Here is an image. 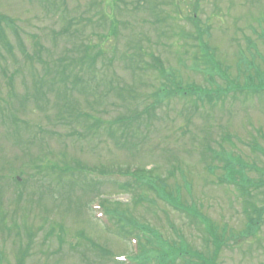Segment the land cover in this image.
<instances>
[{"label": "rangeland", "instance_id": "rangeland-1", "mask_svg": "<svg viewBox=\"0 0 264 264\" xmlns=\"http://www.w3.org/2000/svg\"><path fill=\"white\" fill-rule=\"evenodd\" d=\"M57 1L64 2L59 10L43 0H0V227L6 226L5 233L0 231V264H17V250L30 243L27 229L34 241L25 264H115L103 259V249L131 264L130 257L140 254L145 240H125L107 231L104 209L110 203L115 204L110 208L120 203L129 218L149 225L170 244L213 257L217 249L204 224L192 222L137 184L130 193L119 189L134 185L138 171L151 169L155 178L167 180L168 190H181L184 205L197 208L225 235L217 264H264V217L256 233L240 239L249 221L259 218L253 211L264 210V185L256 188L264 180V155L259 152L264 153V98L245 90L235 99L230 94L195 110L194 102L182 96L190 85L202 88L203 96L212 91L216 97L231 82L245 86L257 70L264 77V0H118L120 7L102 0L101 10L122 23L117 38L109 39L107 28L94 19L97 9L91 10V0ZM152 5L170 15L167 23L174 29L165 23L167 29L157 33ZM194 9L196 27L190 20ZM68 22L72 30L85 26L83 37H91L112 66L98 60L92 77L71 61L69 74L89 82L87 91L69 89L64 97L59 90V97L57 88L63 86L52 84L57 62L78 58L70 33L63 32ZM196 35L198 41L192 38ZM135 38L144 40L146 60L159 57L173 77L126 67L119 56L133 52L128 42ZM197 44L205 45L230 83L220 73L209 78L202 64L195 66ZM103 78L113 89L105 96L108 87L97 85ZM258 83L264 85L255 78ZM179 85L182 91H175ZM161 87L179 95L162 97L156 105ZM125 88L135 93H120ZM70 112L105 122L128 117L134 122L117 125L116 132L125 134L129 144L116 146L103 129L94 134L85 127L79 137L81 126ZM64 117L71 123L65 124ZM203 148L218 152L222 160L203 162ZM235 157L248 165L251 208L238 186L221 182L224 162ZM78 167L90 171L95 183L92 189L74 187L72 193L63 187L83 178L75 171ZM14 177L23 186H15Z\"/></svg>", "mask_w": 264, "mask_h": 264}, {"label": "trees", "instance_id": "trees-1", "mask_svg": "<svg viewBox=\"0 0 264 264\" xmlns=\"http://www.w3.org/2000/svg\"><path fill=\"white\" fill-rule=\"evenodd\" d=\"M47 4H49L52 8L60 9L62 3H58L57 0H43ZM113 4L115 7H120L121 4L120 2L118 3V0H112ZM92 8L91 10L97 9V13H94L96 18V22H98V25L101 26V28H107V37L113 38L114 36L117 38V32L122 26V23L117 21V20H111L108 16L107 11L101 10V7L103 6V1L102 0H91ZM105 6V5H104ZM125 6V5H124ZM107 8V7H106ZM151 13L154 16L155 22L153 21L152 24L155 27V30L158 32H164L163 30L167 23L168 20H170V15L167 12H164L163 10H159V8L155 5H152L151 7ZM121 12V9H120ZM122 13V12H121ZM167 16H166V14ZM196 15L197 12L194 11L192 18L190 19L193 25L196 27ZM115 18V17H114ZM168 19V20H167ZM2 18L0 16V22ZM89 23H92L93 21L91 19H87ZM126 23V22H125ZM72 22H68L67 25L64 27V34L70 33L68 38L72 39L75 42L74 48L76 49L78 53V58H62L57 62V67L58 69L55 71V74L57 75L56 78L52 79V84L56 85H61L63 87H58L57 89V94L60 97V92L59 90L62 91V94L64 97L68 94L69 89L73 90H79L81 92H86L87 91V85L89 82H86L81 76L78 74L75 75H70V68H72L69 63L71 61H76L79 62L82 66L81 72H84L85 74H90V76L95 77L98 71H95L97 69L96 65L98 63V60H102L104 65L107 67L109 63V67L112 66V60L107 58V54L100 48H98L96 45H94L93 40L91 37L87 36V38L83 37V34H85V26L82 27V29H73L72 30ZM163 28L161 29V27ZM169 27L173 28L171 25L168 24ZM174 29V28H173ZM200 32V31H199ZM75 33V34H74ZM178 35V34H175ZM183 38H187V36L180 35ZM191 38V37H189ZM195 41H198V37L193 36L192 37ZM78 40V41H77ZM143 39H138L135 38L134 41H129L128 45L131 49H133V52L128 55L125 53H122L119 58L125 63L127 68H135L140 71H144L142 73H147L148 71H154L158 73V76L161 78L168 79L171 76L165 69L162 60L159 57H156L154 55H151V62L146 60L148 57V54L144 52V48L142 47ZM197 49L194 51V63L195 66H200V64L204 65L207 69H209V72L211 75L208 77L212 78V75L214 73H224L222 72V67L221 64L216 61L215 57L211 56V54L205 52L204 49H206L205 45L201 46L200 44H197ZM97 47V48H96ZM135 47V48H134ZM137 49V50H136ZM104 73V70L101 71ZM222 72V73H221ZM260 71L257 70V75H260ZM256 75V76H257ZM255 77V76H254ZM259 77V76H258ZM223 79H227V77L221 76ZM253 78V77H251ZM260 78H263L262 75H260ZM213 81V80H212ZM229 82V79L227 80ZM72 84V87H69L68 85ZM83 84H85L83 86ZM91 84V83H90ZM97 85H105L108 87L107 92L104 94H108L110 92L109 90H113L112 85L109 83V86L107 83H105V78H103L102 83H97ZM165 85V84H163ZM228 88H235L234 86H228ZM95 89V88H94ZM126 90H121L120 93L126 92V94H132L135 93L133 89L131 88H125ZM166 88L161 87L159 93L156 94V96L161 97L160 100H157L155 102L156 105H159V103L162 101V97L166 96H173V95H179L178 93L174 92H166L164 93L163 90ZM96 90V89H95ZM167 90V89H166ZM182 91V86H178V89L175 91ZM202 89L199 87H195L190 85L189 91L187 93L182 94V96L189 97L195 104V107L198 108L199 106H204L205 104H214L215 102H218V98L223 95V97L228 96V92L222 93V89H218L217 92V100H214V97L211 93H206L203 96V93L201 92ZM251 91H253L254 94L261 95L264 98V86L262 84L258 85L257 87L253 88ZM124 94V93H123ZM124 94L126 97L127 95ZM132 98V97H131ZM124 102L125 99H124ZM149 107V106H148ZM156 108V106L154 107ZM148 109V108H147ZM3 110L2 107H0V111ZM70 116L72 120L76 121L79 123L81 126L82 131H77V135L79 137H82L86 133V129H88V132L96 134L97 131L99 130H104L108 137L112 138L116 144V146H123L126 147L129 143L128 140L126 139V135L122 134L119 135L116 132V126H121L125 127L127 124H132L134 121H130L128 117H123V119H116L112 122H105L102 121L101 118H97L91 115H86L84 113H77V114H71ZM150 113V112H149ZM66 117L63 118V121L66 122L65 124H70L71 122H68V118L65 119ZM139 117H135V120L138 121ZM12 123H16V119H12ZM86 124V125H85ZM105 124V125H104ZM86 127V129H85ZM30 129V128H29ZM35 138V136H32ZM259 152L264 155L262 152V149H259ZM201 158L205 163L209 164L213 160H222V158L219 156V153L214 151L213 149H204L201 151ZM43 161L42 159H40ZM225 163V168H226V174L224 178V182L228 183L230 185H236L239 186L241 189V195L246 198L249 197V199H252V195L250 194L249 188L251 186V180L247 177L246 171L247 167L244 164V162L240 158H233V159H228ZM48 168V167H47ZM54 168V167H52ZM71 170L74 171L73 167ZM77 174L82 176L83 178L80 179L79 181L75 182H67L64 183V187L67 186V188L70 189V192H74V187H91V189L94 187L95 181L90 177V171L85 170L82 167H78L75 169ZM153 169L149 170L146 172L145 170L143 171H138L137 174L134 176V185L131 184H123L119 185V189L123 190L125 192H133L135 185L137 184L139 187H143L149 192H152L156 194L158 199L165 204H167L169 207L174 209L177 212H181L194 223L196 224H204L206 227L207 234L209 238H211L212 242H214V247L217 249L213 255V257H206L202 254V252L192 249L191 247H187L185 245H177L176 243L170 244L167 242L168 240H165L163 236L158 233V231L153 230L149 225H146L144 223H140L137 219L135 218H129L126 213H123L122 210L119 208L118 204L116 203L117 207L110 208V206H113L115 204L110 203V206H105L106 210L104 209V215L107 216V231L111 234H113L116 237L122 238V239H129L133 238L134 239H140L141 241L145 240V245H141V251L140 254L134 255L133 257H130L131 264H152L155 262V264H217V257H219L218 252L220 251V247L223 245V241H226L225 235H221L219 232L220 230L217 227H214L211 222L207 221L204 219V217L199 213L197 208L195 207H188L182 203V198H181V190L176 187L174 190L170 191L168 190V183L166 182L167 180H162L160 178H155L153 176ZM264 172V171H263ZM62 174L65 176L67 175L64 170H62ZM263 174V173H262ZM173 176V174L171 175ZM60 180H62V176L60 175ZM15 178V177H14ZM13 178V183L15 186H23L22 181H18L17 178ZM91 182V184H90ZM264 185V180H261L259 182H256V188H259V186ZM254 187V185H252ZM66 189V188H65ZM65 193L68 194V192L65 191ZM139 201H141L142 197H138ZM245 204L247 208L252 207L251 200H245ZM247 211V210H246ZM257 211V215L259 218L252 219L249 221V223L246 225V232L242 234L240 239L243 238V236H249L253 233H256L259 228L260 224L262 223L263 217H264V210L263 209H257L253 211L255 214ZM4 221L2 220V223ZM6 226L3 224L0 227V231L5 233ZM227 228L225 227V230ZM27 236L28 240L30 243L24 247V248H19L17 250V264H25L26 258L28 256V251L31 248L32 240L34 241L33 234L30 230L27 229ZM181 238V237H180ZM19 241V239L17 240ZM100 251H102L101 248H98ZM102 257L105 261L108 262H113L115 264H124V260L119 259L118 257H114V254H112L110 251L107 249H103L101 252ZM129 261V260H128ZM123 262V263H122Z\"/></svg>", "mask_w": 264, "mask_h": 264}]
</instances>
